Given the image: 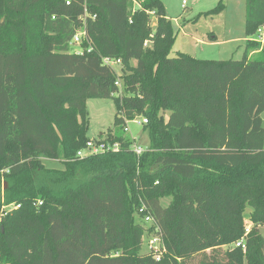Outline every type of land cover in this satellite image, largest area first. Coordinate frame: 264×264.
I'll list each match as a JSON object with an SVG mask.
<instances>
[{
	"label": "trees",
	"instance_id": "obj_1",
	"mask_svg": "<svg viewBox=\"0 0 264 264\" xmlns=\"http://www.w3.org/2000/svg\"><path fill=\"white\" fill-rule=\"evenodd\" d=\"M263 27L264 0H245L244 59L200 60L170 56L161 0H0V264H264ZM90 99L114 101L98 141L119 150L78 158ZM135 118L138 157L123 131ZM156 228L159 261L140 254Z\"/></svg>",
	"mask_w": 264,
	"mask_h": 264
},
{
	"label": "rangeland",
	"instance_id": "obj_2",
	"mask_svg": "<svg viewBox=\"0 0 264 264\" xmlns=\"http://www.w3.org/2000/svg\"><path fill=\"white\" fill-rule=\"evenodd\" d=\"M165 15L171 21L175 34L170 56L184 53L200 60L240 61L245 57V0H161ZM186 1L185 6L182 2ZM221 2L222 8L215 13L202 14L216 8ZM151 17L150 25H155ZM257 39V37H256ZM147 47L152 43L145 42ZM76 50L80 48L73 46ZM258 51L249 56L256 58ZM122 93V91L120 92ZM118 95V94H117ZM89 127L87 137L99 140L104 138L114 126L115 106L112 99H90L86 103ZM264 126V113L262 114ZM128 135L133 142L142 147L148 146V137L143 126L130 123ZM102 134V135H101ZM47 168H62L57 161H45ZM264 237V227L260 228ZM145 234L141 244V255L149 254L148 239ZM188 264H195L188 261Z\"/></svg>",
	"mask_w": 264,
	"mask_h": 264
},
{
	"label": "built area",
	"instance_id": "obj_3",
	"mask_svg": "<svg viewBox=\"0 0 264 264\" xmlns=\"http://www.w3.org/2000/svg\"><path fill=\"white\" fill-rule=\"evenodd\" d=\"M71 3V0H66V5H69ZM186 1L182 2V5L185 6ZM85 15H86V10H85ZM257 41H260L261 43H264V27L258 30V34H257ZM87 41V34H86V30L84 25H82L74 34L72 40H71V45L72 46H77L80 47V45L82 44V42ZM91 47H89L87 49V52L91 51ZM76 54H83V50L79 49L75 51ZM103 64L108 67L110 70L114 71L117 75V78L120 76L121 72H120V60H115V59H110V58H104L103 59ZM114 85L116 87H120V81L119 79L116 80V82L114 83ZM130 123H135L138 125H143L147 123L146 119H139V118H135L132 121H125V127L123 129L124 133H126L128 135L129 129H128V125ZM132 144H131V151L138 157L140 156L142 153L145 152L146 148L142 147V146H138L136 145L133 140L131 139ZM119 150V144L118 143H113V144H108L102 141H98V140H94V139H90L84 148L80 149L79 151H77L76 153V157L78 158H84L88 155H94V154H98V153H103L105 151H113L116 152ZM38 204H41L40 202ZM20 205H13L11 208L13 209H17L19 208ZM137 213L140 215L142 222L144 223V225H152L155 224L152 216L150 214H148L147 212V208L144 204H142L139 208ZM252 227V223L249 220L248 215L245 216L244 218V233L243 236L236 241L233 246L236 248H241V249H245V241L247 239V236L251 230ZM156 232L153 233H149L151 236L148 239V248H149V253L152 255V257L156 260L159 261L162 254L165 252L162 240H161V236L160 234H158L159 229L156 228L155 229ZM148 234V235H149Z\"/></svg>",
	"mask_w": 264,
	"mask_h": 264
}]
</instances>
